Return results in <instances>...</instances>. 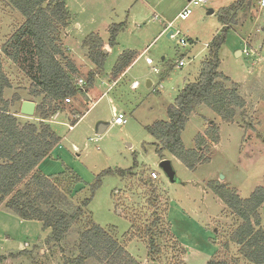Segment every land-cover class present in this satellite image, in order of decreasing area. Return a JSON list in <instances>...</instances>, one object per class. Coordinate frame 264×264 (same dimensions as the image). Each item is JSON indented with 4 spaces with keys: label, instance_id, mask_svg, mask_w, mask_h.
Here are the masks:
<instances>
[{
    "label": "rangeland",
    "instance_id": "1",
    "mask_svg": "<svg viewBox=\"0 0 264 264\" xmlns=\"http://www.w3.org/2000/svg\"><path fill=\"white\" fill-rule=\"evenodd\" d=\"M236 1L207 0L201 6L191 7L190 16L180 20L176 16L188 4L187 0H66L71 21L67 26L69 36L64 38L63 32L61 43L84 82L95 68L87 59L82 42L96 33L104 47H108L107 27L112 23L124 26L106 58L104 71L94 78L92 86H84V95L71 99L70 103L64 102L62 110L48 119L60 141L40 169L45 175L57 176L64 172L76 175L85 186L74 196L77 203L89 197L90 187L100 177L101 185L88 206L90 217L101 228L113 229L112 236L139 264H206L215 255H218L216 259L230 264H247L241 259L235 262L236 245L229 243V249L223 248L241 221L207 185L217 181L235 190L241 199H247L257 187H264V7L260 6L261 0L243 1L219 51V72L239 86L245 108L237 111L233 122L225 123L201 106L181 132L184 147L194 149L195 137L206 130L203 131V116L215 123L220 140L204 154L209 163L189 170L165 151L163 160H168L175 172V180L170 182L159 167L156 142L147 130L158 121H167V110L182 89L198 82L208 55L207 46L222 28L217 15ZM22 23L19 13L0 0V45ZM164 24L171 27L162 34ZM177 30L181 36L167 37L169 31ZM181 37L187 39L185 47L180 46ZM125 50L141 55L118 82L113 81L109 73ZM146 57L152 60V65L145 63ZM181 59L185 65L178 67ZM2 61L3 72L12 85L3 96L8 101L15 95L18 97L10 108L18 116L22 101L38 105L39 100L29 95L30 80L19 68L4 55ZM153 67L158 72H153ZM133 81L138 84L135 89L130 86ZM114 82L117 83L113 85ZM113 107L125 116V125L112 123ZM19 120L38 123L36 114ZM100 122L107 124V128L98 136ZM114 169H133L135 176L122 179L115 174H103ZM153 171L157 180L149 178ZM53 181L65 190L71 189L74 183L68 174ZM152 190H156L158 197L157 209L149 202ZM155 210L161 224L154 231L158 233L168 222L175 240L161 234L158 243L162 253L150 258L145 229L155 219ZM259 216L264 230L262 208ZM76 230L59 247L42 248L49 232L40 222L22 221L0 208V257H5L0 264H75ZM21 245H24L22 250ZM84 264L98 263L89 260Z\"/></svg>",
    "mask_w": 264,
    "mask_h": 264
},
{
    "label": "trees",
    "instance_id": "2",
    "mask_svg": "<svg viewBox=\"0 0 264 264\" xmlns=\"http://www.w3.org/2000/svg\"><path fill=\"white\" fill-rule=\"evenodd\" d=\"M5 1L19 13L23 23L0 49V206L22 221L40 222L43 229L49 232L45 246L50 249L59 247L77 229L75 264H84L89 260L98 264H139L112 236L113 229L101 228L90 217L88 206L101 185L100 177L90 187L89 197L77 203L74 196L77 191L82 192L85 186L76 175L64 172L52 178L38 170L41 161L49 157L60 141L48 119L62 110L65 99H76L84 95V86H92L94 78L104 71L107 53L101 38L92 33L81 44L95 69L88 74L84 86L78 87L76 81L81 73L61 43V36L70 19L66 1ZM243 1L238 0L219 11L217 16L222 28L208 45V58L203 64L198 82L182 89L167 110V121H158L148 127L161 161L162 153L166 151L189 170H194L199 164L209 163L210 159H206L204 154L210 151L211 145L219 143V129L210 122L205 132L195 137L196 148L186 149L181 140V132L190 116L198 107L205 106L223 122L231 123L237 111L245 108L246 103L240 95L239 86L219 72V51L244 5ZM123 26V23H119L108 27L110 48L116 45V38ZM2 55L30 80L29 95L39 100L35 110L38 123H21L16 114L10 112L18 97L13 96L11 101L4 99V91L11 88V84L3 72ZM138 57L137 52H123L111 70L113 81L119 79ZM77 121H73L72 126ZM67 174L74 183L71 189L65 190L53 179ZM103 174H115L122 179L135 176L133 169H114ZM207 186L241 221L229 241L223 243V248L229 249V243L238 247L236 263L241 259L247 264H264V230L259 216V209L264 211V187H257L247 199H241L235 190L217 181H211ZM155 192L152 190L149 202L157 209L158 197ZM153 216L155 219L145 229L150 258L162 253L158 243L160 235L172 236L168 222L158 233L154 231L160 226L161 217L158 210H155ZM217 256L206 264H230L216 259ZM4 260L5 257H0V263Z\"/></svg>",
    "mask_w": 264,
    "mask_h": 264
},
{
    "label": "built area",
    "instance_id": "3",
    "mask_svg": "<svg viewBox=\"0 0 264 264\" xmlns=\"http://www.w3.org/2000/svg\"><path fill=\"white\" fill-rule=\"evenodd\" d=\"M206 2H207V0H190L189 3H188V6L178 15V19H180V20L187 19L190 16V14H191V7L201 6V5L205 4ZM260 5L264 7V0L260 1ZM170 27H171L170 24L166 25L165 32H167ZM168 33H169L168 35H169L170 38H176L178 36H181V32L178 31V30L175 31V32L174 31H169ZM186 42H187V39L185 40V38H183V37H181L179 39V43H180L181 47H185L186 46ZM242 53L248 55V51L247 50H243ZM145 63L150 66V65H152V60L146 57L145 58ZM177 65H178V67H183L185 65V62L183 61V59H181V60L178 61ZM152 71L153 72H158V69L156 67H153ZM84 84L85 83H84V81L82 79H78L76 81V85L78 87H83ZM64 102L65 103H70L71 99L70 98L65 99ZM126 122H127V120H126L125 116L122 113H114L113 120H112V123L114 125L123 126V125L126 124ZM71 129H72V127H69V130H71ZM149 178L151 180H157L158 176H157L156 172L153 171V172H151L149 174Z\"/></svg>",
    "mask_w": 264,
    "mask_h": 264
},
{
    "label": "water",
    "instance_id": "4",
    "mask_svg": "<svg viewBox=\"0 0 264 264\" xmlns=\"http://www.w3.org/2000/svg\"><path fill=\"white\" fill-rule=\"evenodd\" d=\"M212 13V11H210ZM169 37V35H167ZM106 52V50H105ZM36 104L30 101H23L20 106V115L27 118H32L35 114ZM107 128V124L100 123L98 125L96 135H101L105 129ZM159 167L163 171V173L167 176L170 182H174L175 180V172L173 171L171 164L168 160H162L159 164Z\"/></svg>",
    "mask_w": 264,
    "mask_h": 264
},
{
    "label": "crops",
    "instance_id": "5",
    "mask_svg": "<svg viewBox=\"0 0 264 264\" xmlns=\"http://www.w3.org/2000/svg\"><path fill=\"white\" fill-rule=\"evenodd\" d=\"M65 1H66V0H65ZM189 1H190V0H187V3H189ZM65 3H66V2H65ZM187 6H188V4H187V5H183V7H182V9H181V12H182ZM260 6H261V5H260ZM66 7H67V5H66ZM261 7H263V6H261ZM67 9H68V8H67ZM181 12H179V13L177 14V16H176L177 18H178V15H179ZM69 13H70V12H69ZM70 16H71V15H70ZM155 18H156V17H155ZM22 19H23V18H22ZM69 21H71V17H70ZM112 24H115V23H112ZM112 24H110V25H112ZM110 25H109V26H110ZM109 26H108V27H109ZM108 27H107V31H108ZM165 28H166V25L164 24V25H163V29H162V34L165 32ZM121 31H122V30H121ZM91 34H92V33H91ZM93 34H96V33H93ZM168 34H169V33H167V35H168ZM97 35H98V34H97ZM118 35H119V34H118ZM68 36H69V30H68V27H67V28L65 29V31H64V35H63V37H64V38H65V37L68 38ZM98 36H99V35H98ZM99 37H100V36H99ZM117 37H118V36H117ZM101 40H102V39H101ZM188 40L191 41L190 39H188ZM63 41H64V40H63ZM211 41H212V40H211ZM3 44H4V43H3ZM3 44L0 45V48L3 46ZM105 48H106V52H105V53H107V56H108V55L111 53V48H110L109 46H108V47L106 46ZM207 48H208V46H207ZM66 49H68V48H66ZM125 51H130V50H125ZM125 51H123V52H125ZM123 52H121V53L119 54V56H120ZM239 54H240V52H239ZM140 55H141V54H139V57H140ZM119 56H118V57H119ZM118 57H117V59H118ZM207 58H208V55H207ZM207 58H206V59H207ZM116 61H117V60H116ZM105 62H106V61H105ZM18 70H19V69H18ZM20 72L23 74V72H22L21 70H20ZM110 73H111V72H110ZM110 73H109V74H110ZM109 74H108V75H109ZM124 74H125V73H124ZM124 74H123L120 78H122V77L124 76ZM23 75H24V74H23ZM24 76H25V75H24ZM25 77H26V76H25ZM120 78H119V79H120ZM119 79H118V80H119ZM118 80H117V82H118ZM117 82H114L113 85H115ZM130 86H131L132 89H135V88L138 86V84H137L136 81H133V82L131 83ZM11 87H12V85H11ZM110 88H111V87H110ZM110 88H109V89H110ZM22 102H23V101H22ZM22 102H21V103H22ZM20 106H21V105H20ZM200 107H201V106H200ZM200 107H198V108L196 109V111L194 112L195 115H197V112L199 111V108H200ZM112 109H113V112H114V113H117V112H116V109H115L114 107H113ZM194 114H193V115H194ZM16 116H17V115H16ZM17 117H18V118H20V117L23 118V116L20 115V108H19V115H18ZM203 119L205 120V125H204V127H203V131H204V130L207 128V126L209 125V123L212 122V121H210L207 117H204V116H203ZM100 123H102V122H100ZM212 123H214V122H212ZM214 124H215V123H214ZM96 133H97V131H96ZM47 158H48V157H47ZM45 159H46V158H45ZM45 159H44L43 161H41V163H40L39 166H38V170H39L40 172H41V169H40L41 164L45 161ZM44 175H45V174H44ZM45 176H47V177H53V176H51V175H45ZM0 208H3V207L0 206ZM178 243H179V242H178ZM179 244H180V243H179ZM180 245H181V244H180ZM23 246H24V245H21V250H22V247H23ZM181 246H182V245H181ZM40 247H42V248H43V247L46 248L45 245H44V246H40ZM182 247H183V246H182ZM183 248H184V247H183ZM24 249H25V248H24ZM184 249H185V248H184ZM43 250H44V249H42V250L40 249V253L43 252ZM185 250H186V249H185ZM186 254H187V250H186ZM12 255H13V254H12ZM10 256H11V255H10ZM185 256H186V255H185Z\"/></svg>",
    "mask_w": 264,
    "mask_h": 264
}]
</instances>
